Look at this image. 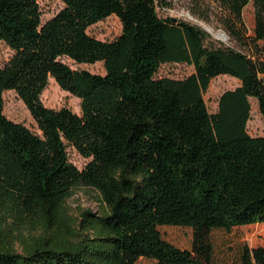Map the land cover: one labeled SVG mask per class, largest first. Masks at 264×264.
<instances>
[{
  "label": "trees",
  "instance_id": "obj_1",
  "mask_svg": "<svg viewBox=\"0 0 264 264\" xmlns=\"http://www.w3.org/2000/svg\"><path fill=\"white\" fill-rule=\"evenodd\" d=\"M62 1L42 22L37 0H0V42L12 50L0 66V212L34 220L28 234L13 235L0 220V264H213L212 230L264 223V135L246 129L249 97L264 118V0H189L191 14L214 20L231 44L159 15L166 1ZM112 14L117 37L87 31ZM64 57L102 61L105 71L71 68ZM170 62L194 71L156 76ZM221 74L239 84L211 113L203 92ZM49 77L80 99L79 113L42 103ZM7 89L38 132L5 116ZM67 146L89 158L81 169ZM79 186L96 190L103 208L73 220L65 203ZM162 225L190 227L191 247L164 239ZM240 260L264 264V244L244 246Z\"/></svg>",
  "mask_w": 264,
  "mask_h": 264
},
{
  "label": "rangeland",
  "instance_id": "obj_2",
  "mask_svg": "<svg viewBox=\"0 0 264 264\" xmlns=\"http://www.w3.org/2000/svg\"><path fill=\"white\" fill-rule=\"evenodd\" d=\"M41 12V21L49 19L63 6L62 0H37ZM166 1V5L157 7L158 14L161 16H171L186 20L192 24L204 28L209 34L210 41H221L231 44L229 38H222L224 30L214 21H205L191 14L189 11V0H158ZM244 21L249 30L253 26V8L249 2L243 10ZM212 30V31H211ZM87 31L101 40H112L121 32V23L116 15H109L104 19L90 25ZM10 50L3 42H0V66H2L11 56ZM63 60L71 68L86 69L93 73H104L102 61L93 63H76L68 58ZM194 71L192 64L184 62L163 63L159 66L156 76L170 78H184ZM239 84V80L227 74L217 75L209 81L206 90L203 92V99L208 112L217 110L218 98L227 89H233ZM42 103L50 108L58 109L67 106L72 111L80 112V99L59 87L52 77L48 78V83L41 93ZM250 117L246 123V129L251 136L264 135V118L260 114L257 101L249 97ZM3 113L15 122H20L33 131H37L36 124L24 105L12 89L3 91ZM69 161L77 168L81 169L89 158L80 155L73 147L66 148ZM68 218L76 219L81 216L84 210L92 214H97L103 208L99 193L88 186L76 187L73 193L67 198ZM0 220L4 221L11 232L20 231L28 234L33 218L27 214L19 212H0ZM34 221V220H33ZM36 222V221H35ZM37 224V223H36ZM6 228V227H5ZM7 229V228H6ZM164 239L180 248H190L192 242V229L185 226L162 225L158 227ZM2 237V234H0ZM209 240L213 248V264H242L240 260L241 251L244 246L254 247L264 244V223H256L245 226L234 227L230 230L214 229L209 234ZM16 246H18L16 244ZM136 264H155L154 260L147 257H140Z\"/></svg>",
  "mask_w": 264,
  "mask_h": 264
},
{
  "label": "water",
  "instance_id": "obj_3",
  "mask_svg": "<svg viewBox=\"0 0 264 264\" xmlns=\"http://www.w3.org/2000/svg\"><path fill=\"white\" fill-rule=\"evenodd\" d=\"M203 29H204V28H203ZM204 30H205V29H204ZM221 35H222V38H224V39H225V38H228V36H227V34H226L225 32H222Z\"/></svg>",
  "mask_w": 264,
  "mask_h": 264
},
{
  "label": "bare ground",
  "instance_id": "obj_4",
  "mask_svg": "<svg viewBox=\"0 0 264 264\" xmlns=\"http://www.w3.org/2000/svg\"><path fill=\"white\" fill-rule=\"evenodd\" d=\"M212 31V30H211Z\"/></svg>",
  "mask_w": 264,
  "mask_h": 264
}]
</instances>
